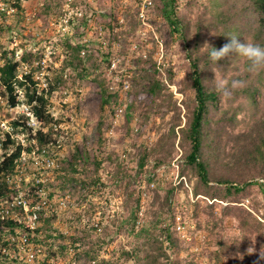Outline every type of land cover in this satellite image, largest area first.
Here are the masks:
<instances>
[{"label": "trees", "instance_id": "obj_1", "mask_svg": "<svg viewBox=\"0 0 264 264\" xmlns=\"http://www.w3.org/2000/svg\"><path fill=\"white\" fill-rule=\"evenodd\" d=\"M16 1L19 13L13 16L10 25L0 24V27L2 26L0 29L8 30V34L15 32L17 28L22 33L24 29V9H20V0ZM42 8L41 13L46 14L55 8V5H46ZM156 12L182 45L183 75L177 84L185 97L184 122L181 123L172 96L164 95L162 90L165 87L151 75L147 80V86L144 87L145 92L149 94L150 100H159L157 108L163 101L161 97L165 96L164 100L169 110L173 111L174 117L170 134L160 138L151 151H141L137 162L139 168L137 177L142 175V170L152 155L156 165L172 158L175 139L178 136L177 145L182 151L181 174L193 179L194 200L189 204L190 214L187 213L194 220L196 229L204 230L211 237L207 242L210 248L207 253L210 264H264V259H261V256H264V223L240 206L233 205L248 197L250 189L256 187L263 195V204L252 200V206L256 208L262 206L261 209L264 210V66L250 72L249 62L238 54L233 52L217 61L210 59L209 49L203 47L205 42H208L219 49L226 42L225 36L229 33H235L248 42L264 45V0H165L156 6ZM34 45L36 43H33ZM59 45L62 46V54H65L66 60L59 69H56L53 85H49L48 93L36 92V83L32 80L35 67L30 66L29 72L24 75L28 85L24 81L19 84L24 89L25 103L30 106L31 112L41 123L35 136L28 138L33 139V147L38 149L55 142L56 136L60 133L59 130H55L53 124L58 125L61 119H54L47 112V97L62 84V75L66 68L73 71L83 65L79 45L72 46L66 41ZM31 49L32 47H27L19 61H15L13 52L9 50L1 53L3 62L0 65V86L6 88L9 103H13L14 100L12 81L21 64L31 65L43 57L40 48L35 52ZM215 77L217 79L223 77L229 81L243 79L246 83L245 86L233 90L230 98H225L214 89L212 80ZM168 78L171 83L175 81L173 70H170ZM95 79L100 85L99 112L102 116L105 107L113 101L114 95L107 92L103 77L96 76ZM0 93L4 94L1 87ZM21 119L25 120L24 117ZM102 119L103 116L97 122L100 137ZM14 124L17 125L16 122ZM18 150L19 148L12 153L13 158L18 154ZM70 156L71 161L67 163L57 153L58 169L55 172L54 184L51 186L54 194L57 190L62 194L67 191L69 183L77 181L74 175L79 164L78 153L74 151ZM112 156L109 154L107 158L110 161L115 160L116 158ZM99 165L100 161H95V167L98 168ZM124 168L123 165H119L116 173L122 175ZM85 178L89 180L91 186H95L98 181L91 176ZM172 193L173 189L170 187L162 197L156 194L155 200L159 201L161 209L165 210L163 212L171 215L168 219H162V226L161 221L156 220L155 225L149 228H135V222L139 218L141 195L140 191L135 193L136 197L130 194V198L131 195L134 196L135 205L125 220L129 231L135 233V245L131 249L121 250L119 255L128 264H201L198 254L190 251L189 247L171 231ZM223 200L229 201V205L221 207L218 202ZM91 209L92 206L89 205L87 210ZM56 218L55 214L40 212L39 226L31 238L33 243L46 246L40 264L56 262L57 259L66 257L69 252L72 253L73 264L80 258L87 259L89 264L92 262L115 264L111 256L106 257L102 254L106 229H103L101 237V233L95 234V228L90 227V234L94 231L92 234L95 235L93 244L87 240L89 234L87 229L82 239L75 234L61 233L53 237L52 224ZM230 218L234 219L239 228V235L227 238L218 236ZM121 227L119 223L115 225L118 231ZM56 239L59 240L57 244ZM84 245L87 248H84ZM249 248L253 249L251 253L248 251ZM181 252L184 253L183 257H180Z\"/></svg>", "mask_w": 264, "mask_h": 264}, {"label": "rangeland", "instance_id": "obj_2", "mask_svg": "<svg viewBox=\"0 0 264 264\" xmlns=\"http://www.w3.org/2000/svg\"><path fill=\"white\" fill-rule=\"evenodd\" d=\"M62 2L63 0H23L21 2L24 7L23 13L25 14L27 11L33 20L29 24L24 23L22 33L19 32L18 28L15 32H10L9 34L8 30L0 29L2 51L15 47L10 45L12 37H15V40L19 42V46L21 45L20 47L22 48L34 47L33 51H38V48H40L43 52L42 54H44L46 72L49 73L51 79H53L56 69H59L63 61L66 60L65 54H62V46L59 45L63 41L60 37L63 32H57L53 28L40 34L41 38H33L31 32L34 30L35 33L38 28L47 30L46 26L50 22L56 21L59 16ZM107 2L112 3L113 0L101 1L103 4ZM159 3V0L155 2V10ZM46 5H55V8L49 10L46 14H42V6L45 7ZM156 18L158 25L156 34L162 41L163 48L164 76L158 72L152 59L140 62L133 75V86L130 93L132 97L131 105L116 123L113 122L111 105L116 101L105 107L102 114L103 127L101 129V137L99 136L97 125L98 120L102 118L99 112L101 91L95 77H102L103 65L99 63V61L105 62L102 55L98 53L94 57L95 52L92 51L88 54L89 56L83 59L82 66L77 67L73 71L71 68H66L62 75V84H59V87L55 90L57 103L55 116L61 119V122H59L60 127L58 128L59 134L65 137V146L64 150L60 152V157L67 159L72 152L76 151L79 164L74 175L77 181L69 183L67 191L62 194L61 191L57 190L56 192V201L63 199L66 202V206L61 209L57 208L55 214L57 218L52 224V229L54 230L52 235L56 237L58 233L64 235L75 234L82 239L85 237L83 233L87 229L89 232L87 240L90 244H93L95 235L92 233L95 230L90 234V227L97 223L100 226V231H95V234L101 233L100 236L102 237L103 229H106L103 236L105 243L102 244V254L106 255V257L111 256L115 264H128L119 255L121 250L131 249L135 245V233L129 231V226L125 220L127 215L134 209L133 199L134 196L136 197L135 193L140 191L141 195L140 206H142V209L140 210L139 208L140 212L138 211L141 222L139 227L149 228L151 225H155L156 220L161 221L160 226H162V219H168L171 214L163 212L165 210L161 209V205L158 200H155V196L159 194L162 197L164 192L172 187L173 193L170 207L173 211V227L171 231L182 240L186 247H189L190 251L198 254L201 264H210L207 255L210 248L207 242L211 240V237L204 230L196 229L194 220L191 219V215H188L191 209L189 204H192L190 202L194 200L192 197L193 179L181 174L182 151L177 145L178 136L175 139V150L172 158L156 165L154 155H152L148 158L142 170V175L140 174L141 176L137 177L139 171L137 162L141 151H151L160 138L170 134L174 117L173 111L167 107V102L164 100L165 96L161 97L163 101L160 102V107L157 108L159 100H150L149 94L145 92L144 87L147 86V80L151 75L165 87L162 90L164 95L172 96V100L181 117V123L183 124L184 122L185 107L183 102L185 97L179 91L177 84V81L183 75L182 45L178 37L171 34L165 22L157 15V12ZM12 19H8V22L5 20V25L7 23L10 24ZM132 33L133 28L125 31L127 40ZM53 37L57 38L53 39ZM33 43H36V45L33 46ZM47 47L51 51L53 49V53L50 55H48V51H45ZM14 50L16 49L14 48ZM170 70L175 73V81L173 83L168 78ZM105 84L107 86L106 80ZM63 91L67 92L66 97L69 102L61 106L60 101L63 97ZM109 154H112V157L116 159L110 161L107 158ZM95 161H100L98 168L95 167ZM119 165L125 167L122 175L116 173ZM177 175L178 178L184 177L186 185L181 182L175 189L173 183L178 180L176 178ZM88 176L98 179L95 186L89 185V180L85 178ZM131 193L134 196L131 195L132 197L130 198ZM206 200L211 202L208 199ZM245 200L248 203H245ZM252 200L263 204V195L256 187L250 189L248 197H244L240 202H235L233 205L240 206L251 213L258 221L264 223L262 206L260 208L252 206ZM218 203L221 207L229 205L227 200L219 201ZM89 205L92 206L91 210H87ZM175 217L179 218L178 221L182 227L178 231L174 230ZM227 220L224 224L225 229L220 231L218 236L227 238L232 235H239V228H237L234 219L230 218ZM112 222L116 226L118 223L122 225L119 231ZM160 226L158 225V227ZM55 243H59V240L56 239ZM249 244L251 245L252 241ZM84 246V248H87L86 245ZM45 249L46 246H44ZM183 252L180 253V257L184 256ZM71 257L72 253L69 252L66 257L57 259L55 263L73 264L71 263ZM74 264H89V261L85 258H80Z\"/></svg>", "mask_w": 264, "mask_h": 264}, {"label": "built area", "instance_id": "obj_3", "mask_svg": "<svg viewBox=\"0 0 264 264\" xmlns=\"http://www.w3.org/2000/svg\"><path fill=\"white\" fill-rule=\"evenodd\" d=\"M22 1L20 0V9H24ZM101 1L63 0L56 21L50 22L46 26L47 30L38 28L34 33L31 29V36L40 37L43 32L54 28L57 32H63L60 36L63 41L72 46H80L79 54L82 59L89 56L92 51L95 52L94 57L98 53L102 55L106 62L99 63L103 65L102 77L107 82V92L114 95L112 102L116 101L111 104L113 122L116 123L131 105L133 75L140 62L152 59L158 72L164 76L163 48L162 41L156 34L157 0H113L112 3L105 4ZM16 2L0 0V24L5 20L8 22V19L19 13ZM32 20L26 11L25 24ZM129 28H133V33L127 40L125 31ZM55 38L57 37H53ZM1 45L0 39V65L3 62ZM10 45L15 46L16 50L14 48L8 50L14 52L15 61H19L25 48L19 46L15 37H12ZM45 51H48V55L53 53V49L51 51L48 47ZM44 63L42 57L40 61L35 60L31 65L21 64L12 81L13 103L8 102L6 88L0 86L4 92L0 93V264H40L44 256V246L31 240L39 226L40 212L56 214L57 208L66 206L63 199L56 201V194L51 187L58 169L57 153L60 156V152L64 150L65 137L58 134L55 142H50L40 149L33 147V139L28 138L35 136L41 123L31 112L30 106L25 103L24 89L19 86L23 81L27 84L24 75L29 72L31 66L36 68L32 73L36 92L48 93L49 85H53V79L46 72ZM62 94L61 106L69 102L67 92L63 91ZM55 95L56 91L50 92L46 108L47 112L57 119ZM22 117L25 118L24 121ZM53 127L58 130L60 125L53 124ZM18 148V154L13 158L12 153ZM65 160L69 163L71 157L68 156ZM176 178L178 180L173 183L175 189L181 182L185 184L184 177L178 178L177 175ZM259 181L262 182L261 179ZM245 203L248 201L245 200ZM174 220L176 221L174 230L182 229L179 218L175 217ZM140 224L139 216L135 228L141 226ZM93 227L96 232L100 231L97 223H94ZM50 264H55V261Z\"/></svg>", "mask_w": 264, "mask_h": 264}, {"label": "clouds", "instance_id": "obj_4", "mask_svg": "<svg viewBox=\"0 0 264 264\" xmlns=\"http://www.w3.org/2000/svg\"><path fill=\"white\" fill-rule=\"evenodd\" d=\"M225 37H227V40L219 49L205 42L203 47L209 49L208 56L210 59L219 61L234 52L249 62L248 71L250 72L264 66V45L248 42L235 33H229ZM212 81L214 89L225 98H230L233 95V90L245 86L246 83L243 79H232L229 81L223 77L219 79L215 77ZM248 251L251 253L253 249L249 248ZM261 259H264V256H261Z\"/></svg>", "mask_w": 264, "mask_h": 264}]
</instances>
